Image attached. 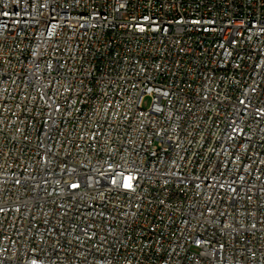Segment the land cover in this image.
<instances>
[{"label":"built area","instance_id":"2783aa9c","mask_svg":"<svg viewBox=\"0 0 264 264\" xmlns=\"http://www.w3.org/2000/svg\"><path fill=\"white\" fill-rule=\"evenodd\" d=\"M0 264H264V0H0Z\"/></svg>","mask_w":264,"mask_h":264}]
</instances>
